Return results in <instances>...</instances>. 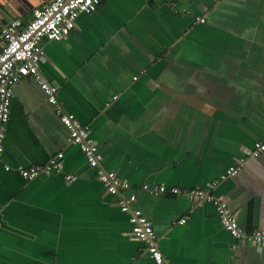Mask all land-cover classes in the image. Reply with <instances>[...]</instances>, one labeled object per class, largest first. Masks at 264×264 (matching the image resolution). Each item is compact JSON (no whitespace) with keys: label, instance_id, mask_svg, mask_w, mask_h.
Masks as SVG:
<instances>
[{"label":"crops","instance_id":"0c3cea01","mask_svg":"<svg viewBox=\"0 0 264 264\" xmlns=\"http://www.w3.org/2000/svg\"><path fill=\"white\" fill-rule=\"evenodd\" d=\"M9 1L0 0L1 16L23 21L50 2L23 0L9 12ZM43 49L41 75L87 128L101 168L131 185L121 194H135L168 264H264V247L229 235L210 202L170 192L207 188L264 133V0H103ZM60 152L62 172L25 180L17 170ZM142 185L168 190L155 196ZM213 195L245 230L264 228V153ZM119 199L68 143L40 87L21 79L0 165V264H153Z\"/></svg>","mask_w":264,"mask_h":264},{"label":"built area","instance_id":"2783aa9c","mask_svg":"<svg viewBox=\"0 0 264 264\" xmlns=\"http://www.w3.org/2000/svg\"><path fill=\"white\" fill-rule=\"evenodd\" d=\"M103 0H50L49 3L32 11L31 18L23 21L20 18L4 22L0 10V165L3 153V141L5 129L10 116L13 87L23 78L30 77L40 87L46 100L51 105L61 124L67 132L68 143L78 147L83 154L88 166L95 169L97 179L104 189L112 196H119V209L128 214L131 225V234L136 240L146 246V251L153 264H168L165 256L157 246V236L151 222L143 213L132 207L136 196L130 193L126 198L121 194L122 190H129L131 185L121 181L114 171H106L101 168V155L98 153L96 142L90 137L87 128L84 127L75 115L61 108L57 93V87L48 83L40 73V63L44 58V42H60L74 29L77 18L81 14H91L101 5ZM196 22L203 24V18H196ZM264 153V133L261 139L254 143L251 150L245 153L231 166L218 180H214L207 188L178 189L171 188L173 194H183L197 205L210 202L222 227L241 243L264 247V228L245 230L230 212L227 203L213 195L219 181L227 177L235 176L244 166L247 158H257ZM62 152L49 159L47 164L39 167H18L17 170L25 180H33L40 175H49L53 172L63 171ZM5 171L9 167L2 166ZM69 182L75 181V177L64 175ZM142 190L150 195L167 193L165 186L142 185ZM182 219L178 223L184 224Z\"/></svg>","mask_w":264,"mask_h":264},{"label":"water","instance_id":"95a60500","mask_svg":"<svg viewBox=\"0 0 264 264\" xmlns=\"http://www.w3.org/2000/svg\"><path fill=\"white\" fill-rule=\"evenodd\" d=\"M15 2L23 3V0H11V1H9V5H3V4L2 5L4 6L5 10L10 12V7H11V5L14 6ZM10 15H11V17H8L4 13H2V16H3L4 20H5V22L8 23V22H10L12 20V18H15V16H13V14H10Z\"/></svg>","mask_w":264,"mask_h":264}]
</instances>
